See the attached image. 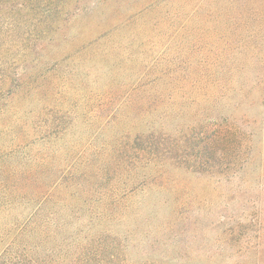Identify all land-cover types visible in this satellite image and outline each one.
I'll list each match as a JSON object with an SVG mask.
<instances>
[{
	"label": "rangeland",
	"instance_id": "rangeland-1",
	"mask_svg": "<svg viewBox=\"0 0 264 264\" xmlns=\"http://www.w3.org/2000/svg\"><path fill=\"white\" fill-rule=\"evenodd\" d=\"M27 1L0 264H264V0Z\"/></svg>",
	"mask_w": 264,
	"mask_h": 264
},
{
	"label": "trees",
	"instance_id": "trees-1",
	"mask_svg": "<svg viewBox=\"0 0 264 264\" xmlns=\"http://www.w3.org/2000/svg\"><path fill=\"white\" fill-rule=\"evenodd\" d=\"M10 1L11 2L8 8V6H6V1L0 0V66H2L3 55L6 49L5 44H4V37L6 38L7 36L8 38L11 39L14 34L15 29L19 27V24H20L19 17H20L21 9H17L18 3H21V7L24 9L30 8V10H32V7L34 6L32 2L27 1V0H10ZM8 14L11 16L10 17L11 23H10V26L6 27L7 20H5V17ZM0 77L2 78L1 73H0ZM2 264H19V263H13V261H10V262H4Z\"/></svg>",
	"mask_w": 264,
	"mask_h": 264
}]
</instances>
